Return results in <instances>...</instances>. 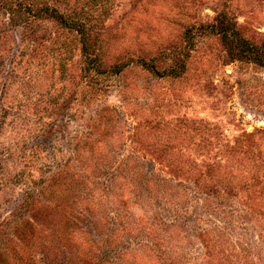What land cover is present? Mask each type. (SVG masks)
Instances as JSON below:
<instances>
[{
	"label": "rangeland",
	"instance_id": "1",
	"mask_svg": "<svg viewBox=\"0 0 264 264\" xmlns=\"http://www.w3.org/2000/svg\"><path fill=\"white\" fill-rule=\"evenodd\" d=\"M220 15L264 45V0H0V264H264V68Z\"/></svg>",
	"mask_w": 264,
	"mask_h": 264
},
{
	"label": "trees",
	"instance_id": "2",
	"mask_svg": "<svg viewBox=\"0 0 264 264\" xmlns=\"http://www.w3.org/2000/svg\"><path fill=\"white\" fill-rule=\"evenodd\" d=\"M49 15L57 19L65 26L71 25L69 24L68 21H65L63 16L57 14V11L55 10H52V12H50ZM194 29L195 26L192 29H188L186 31V39L190 44L194 43L193 39L195 35L193 34L197 32ZM193 30L195 32H193ZM197 30L204 33H206V31H210V33H214L215 35H217L221 39L225 47L227 48L228 52L236 56L238 60L240 59V60L249 61L264 68V45L256 46L250 40L243 37L236 28L235 24L232 22V20H230L228 16L220 15L214 20L212 24H209L207 26L201 25ZM83 49L85 51V54L88 55L89 54L88 49L87 46H85V44H83ZM90 60H91L90 63L94 61L92 60V58H90ZM141 61L143 63V66H146V68H148L154 75L159 77H163L166 75H175L176 77L180 76L186 66L185 63L184 64L182 63L179 72L172 69L164 70L161 72L156 68L154 63L144 62L143 60ZM102 255L103 257L100 258L98 257L101 260V262L99 261V259L96 258L93 259L94 262H96V264H104V263L113 264L106 258V256L109 255L108 253L103 254L102 252Z\"/></svg>",
	"mask_w": 264,
	"mask_h": 264
}]
</instances>
